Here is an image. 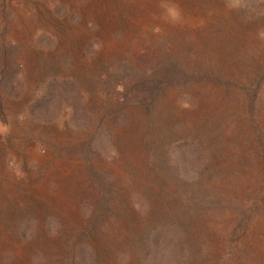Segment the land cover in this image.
<instances>
[{
    "label": "rangeland",
    "instance_id": "374dc122",
    "mask_svg": "<svg viewBox=\"0 0 264 264\" xmlns=\"http://www.w3.org/2000/svg\"><path fill=\"white\" fill-rule=\"evenodd\" d=\"M0 264H264V0H0Z\"/></svg>",
    "mask_w": 264,
    "mask_h": 264
},
{
    "label": "bare ground",
    "instance_id": "6f19581e",
    "mask_svg": "<svg viewBox=\"0 0 264 264\" xmlns=\"http://www.w3.org/2000/svg\"><path fill=\"white\" fill-rule=\"evenodd\" d=\"M92 2H93V1H92ZM104 2H105V1H104ZM41 3H42V2H41ZM74 3H75V2H74ZM99 3H100V1H99ZM44 4H45V3H44ZM46 4H47V3H46ZM89 4H90V3H89ZM100 4H101V3H100ZM74 5H75V4H74ZM93 6H94V5H93ZM93 6H92V7H93ZM106 6H107V5H106ZM153 6H155V5H153ZM172 6H173V4H172ZM180 6H181V4H180ZM180 6H179V7H180ZM73 8H74V7H73ZM84 8H85V7H84ZM172 9H173V8H172ZM151 10H152V9H151ZM78 11H80V10H78ZM91 11H92V10H91ZM147 11H148V10H147ZM177 11H178V9H177ZM171 12H172V11H171ZM90 13H91V12H90ZM92 13H93V12H92ZM154 13H155V12H154ZM172 13H173V12H172ZM178 13H179V12H178ZM149 14H150V13H149ZM151 14H152V13H151ZM170 14H171V13H170ZM114 15H115V14H114ZM144 15H145V14H144ZM147 15H148V14H147ZM152 16H153V15H152ZM171 16H172V15H171ZM104 18H105V16H104ZM144 18H145V17H144ZM168 18H169V17H168ZM150 19H151V18H150ZM83 20H85V19H83ZM162 20H163V19H162ZM180 20H181V19H180ZM90 21H91V20H90ZM148 21H149V20H148ZM178 21H179V20H178ZM86 22H87V21H86ZM108 22H109V21H108ZM114 23H115V22H114ZM114 23H113V24H114ZM174 23H175V22H174ZM166 24H167V22H166ZM170 24H171V22H170ZM80 25H81V22H80ZM60 27H61V26H60ZM61 28H62V27H61ZM81 28H83V27H81ZM73 29H74V28H73ZM83 29H84V28H83ZM84 30H85V29H84ZM62 31H63V30H62ZM86 31H87V30H86ZM86 31H85V32H86ZM72 33H73V32H72ZM86 33H87V32H86ZM65 34H66V33H65ZM67 34H68V33H67ZM67 34H66V35H67ZM76 34H77V33H76ZM84 36H85V35H84ZM74 39H75V38H74ZM74 39H73V40H74ZM106 39H107V38H106ZM71 40H72V39H71ZM105 41H106V40H105ZM106 42H107V41H106Z\"/></svg>",
    "mask_w": 264,
    "mask_h": 264
}]
</instances>
